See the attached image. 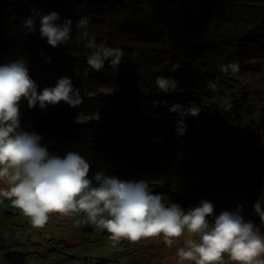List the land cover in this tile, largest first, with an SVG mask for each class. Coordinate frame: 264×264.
Wrapping results in <instances>:
<instances>
[{
	"label": "trees",
	"instance_id": "obj_1",
	"mask_svg": "<svg viewBox=\"0 0 264 264\" xmlns=\"http://www.w3.org/2000/svg\"><path fill=\"white\" fill-rule=\"evenodd\" d=\"M3 1L4 4L0 0V64L10 63L17 58L25 60L32 78L42 90L55 86L61 78L60 74H67L68 60L72 59L68 50L73 49L84 58L79 64L72 65L71 72L75 76L67 74L73 78V85L81 90L82 104L74 108L61 102L55 107L50 105L44 110L37 109L36 129L77 142L94 152L112 150L106 139L114 146L120 143L116 142L119 138L125 139L133 148L144 152L140 153L142 158L156 163L150 168L155 167L153 174L159 179L166 178L165 182L152 180L151 172L105 170L91 163L90 177L102 170L123 180H144L154 194L164 197L166 205L177 204L185 211L199 206L200 196L207 194V186L217 182L220 189L246 197L248 203L241 214L246 221L259 226L264 234V224L260 223L255 209H251L258 200L264 206V151L247 124L255 113L249 107L250 91L238 81H222L211 69L202 67V61L214 50V43L207 39L209 30L214 21L220 20L226 4L231 0ZM259 1L252 0L249 2L251 4L245 3L244 6H252ZM33 8L43 14L58 12L62 17L61 23L64 19L73 21L68 50L63 49L62 45L50 46L47 39L41 38L40 34L38 37L36 32L27 34L23 24ZM81 16L90 18V29H97L106 18L110 22L114 19L115 28L122 31L131 43L142 46L155 44L164 49L162 53H144L150 55L154 64L147 66L146 72L141 71L143 75L136 79L133 74L140 75L141 72L135 67L125 70L123 63L119 68L109 67L106 63L104 69L96 72L87 64L90 49L85 48V42L74 30L75 22ZM259 16L261 20L257 26L260 30L244 37L239 35L241 45L247 42L249 36V40L254 35L264 36V22H261L264 14L260 13ZM4 24L11 26V30ZM39 29V18H36L38 33ZM136 52L141 53L140 50ZM45 57H50L51 62H46ZM136 60L141 64L139 61L148 59L137 55ZM175 63H179L180 68L173 72L170 69ZM138 68L143 70L141 65ZM158 76L173 78L177 83L176 91L165 93L160 90L155 82ZM208 81L217 82L218 90H206ZM228 103L230 108L223 107ZM174 105L181 109L195 105L201 108V112L198 117H184L186 131L183 135L171 127L162 133L165 135L161 136V141L149 140V135L154 136L153 133L148 134L150 129L158 128L163 122L162 118L154 117L156 114L166 117L164 122L168 121L169 116L171 120H179L178 113L170 111ZM261 131H264V125ZM42 145L47 146L50 152L63 156L60 148L43 141ZM183 186L192 195L184 194L181 190ZM8 203L12 206L11 201L7 200L2 214L9 217L12 210L6 208ZM72 217L81 222L82 231L86 234L110 235L106 230H96L93 225H83L86 217L82 213ZM4 260L11 264H28L29 259L26 253H5Z\"/></svg>",
	"mask_w": 264,
	"mask_h": 264
},
{
	"label": "clouds",
	"instance_id": "obj_2",
	"mask_svg": "<svg viewBox=\"0 0 264 264\" xmlns=\"http://www.w3.org/2000/svg\"><path fill=\"white\" fill-rule=\"evenodd\" d=\"M24 20L27 34H35L39 18L41 38L52 47L68 45L72 39L73 21L56 11L43 14L33 8ZM90 18L81 16L75 22L77 34L84 46L92 50L87 64L96 72L109 67L119 68L124 52L120 48L97 44L95 33L88 31ZM51 62L50 57H45ZM179 63L171 67L175 72ZM220 71L239 74L238 61L219 65ZM156 84L165 93L175 92L173 78L157 77ZM218 83L208 81L206 90H218ZM81 90L70 77H61L55 86L39 89L25 60L0 64V198L11 201L28 217L33 228H44L52 214L69 217L84 214L85 222L98 231L106 230L113 247L121 241L132 243L142 239L163 237L171 247L185 233L190 238L177 249L181 264H264V234L241 214L243 205L234 210L215 213L214 203L201 200L199 206L187 211L177 204L164 203L161 194H154L144 180H123L104 171L90 177L91 164L79 152L56 155L42 145L43 137L22 127V107L47 109L61 102L71 107L82 104ZM230 108V103L224 105ZM178 113L180 135L186 131L184 117H198L201 108L193 105ZM31 127V126H29ZM260 223L264 224V206L254 204ZM227 257V262L226 258Z\"/></svg>",
	"mask_w": 264,
	"mask_h": 264
},
{
	"label": "rangeland",
	"instance_id": "obj_3",
	"mask_svg": "<svg viewBox=\"0 0 264 264\" xmlns=\"http://www.w3.org/2000/svg\"><path fill=\"white\" fill-rule=\"evenodd\" d=\"M250 1L252 2V0H231L226 4L220 20L214 21L209 30L207 39L208 42L214 43V50L202 61V67L211 69L222 81H238L240 85H244L245 88L249 89V107H252L255 113L253 117L248 119L247 124L255 133L257 142L264 151V131H261V127L264 125V36L254 35L252 40H249V37H251L249 36L246 38L247 42L243 45L238 42L239 35L244 37L260 30L257 25L260 24L258 22L261 20L260 13L264 14V0H258L260 3H254L261 7H256L254 4L244 6L245 3L251 4ZM1 3L4 4V1L1 0ZM114 22V19L110 22L106 18L104 23L97 29L88 28V31L95 33L98 45L123 50L122 63L125 70L134 67L139 72L147 70V66L154 63H152L150 55L144 53L148 51L162 53L164 48L155 44L142 46L131 43L122 31L120 32L115 28ZM261 22H264V19ZM4 27L11 30V26L5 25ZM263 32L262 30V34H264ZM36 33L40 37V33L38 31ZM75 41L77 42L78 39L76 38ZM68 46L62 44L63 49L68 50ZM136 50H140L141 53L136 52ZM91 51L89 52L91 53ZM68 53L69 56H72V59L68 60V71L65 72L73 77L75 73L71 72L73 71L72 65L79 64L84 58L73 49L68 50ZM137 55L148 60L139 61L141 63L139 64L136 60ZM76 61L78 63H75ZM232 61L239 62L241 68L239 75L230 76V72L220 71L219 65H227ZM139 65L143 70L138 68ZM67 74H60L59 77H68ZM141 75H143V72L140 75L133 74L135 79ZM71 79L73 80V78ZM37 109H40L39 105L38 108L29 109L27 103L24 102L22 127L25 130L40 134L43 137L42 141L46 144L60 148L63 156L68 151H76L91 164L105 170L135 169L145 173L151 172V174L156 170L155 167L150 168L151 165L156 163L149 161L148 158H142L140 153L144 152L138 148H133V145H129L127 141H124L125 139L121 140L119 138L116 140L117 143L120 142L118 146H114L113 142L106 139L112 150L94 152L77 142L36 129L35 111ZM161 118L163 122L159 124V127L154 130L150 129L151 132L148 134L153 133L155 137L149 135V140L161 141V136L165 135L162 133H165L166 129L171 127H174L175 132L179 133L178 120L164 122L166 117ZM159 132H161V135ZM153 177L152 180L161 183L165 182L166 179H159L154 174ZM179 183L189 184L184 181ZM220 187L217 182L208 185L207 194L200 196V201L213 202L217 215L224 210H234L239 205L246 207L248 203L246 197L233 191L227 192L226 189H220ZM181 190L184 194L192 195L185 186ZM1 200H4L2 201L3 204H1ZM6 201L7 199H0V227L2 229V233L0 232V245L2 244L3 248V252L0 253V264H11L4 260L5 253H26L29 259L28 264H181L177 256V249L183 246L186 239L190 238L185 233L179 240L174 241L171 247L166 246L162 236L143 239L137 243L121 241L113 247L108 234H86L82 231L81 222L75 221L72 216L60 217L57 214H52L47 225L42 229L33 228L29 218L24 216L18 208L10 206L9 203L6 208L12 210L11 216H4L2 212H4L3 205ZM251 209H254V206ZM82 224L91 225L86 222H82ZM102 257L104 258L101 260ZM225 259L227 262V257ZM185 264H188V262H185Z\"/></svg>",
	"mask_w": 264,
	"mask_h": 264
},
{
	"label": "bare ground",
	"instance_id": "obj_4",
	"mask_svg": "<svg viewBox=\"0 0 264 264\" xmlns=\"http://www.w3.org/2000/svg\"><path fill=\"white\" fill-rule=\"evenodd\" d=\"M164 111H166V110H162L161 112H164ZM160 112V113H161ZM155 118H161V115L158 113V114H156L155 116H154ZM171 117L169 116V118L167 119V120H169ZM171 120V119H170Z\"/></svg>",
	"mask_w": 264,
	"mask_h": 264
}]
</instances>
